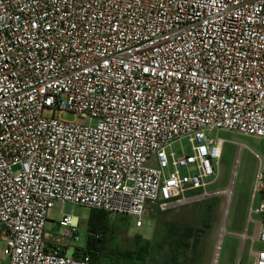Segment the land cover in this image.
I'll list each match as a JSON object with an SVG mask.
<instances>
[{"label": "built area", "instance_id": "obj_1", "mask_svg": "<svg viewBox=\"0 0 264 264\" xmlns=\"http://www.w3.org/2000/svg\"><path fill=\"white\" fill-rule=\"evenodd\" d=\"M217 130L264 139V0H0V264H96L55 205L141 228L216 180Z\"/></svg>", "mask_w": 264, "mask_h": 264}, {"label": "rangeland", "instance_id": "obj_2", "mask_svg": "<svg viewBox=\"0 0 264 264\" xmlns=\"http://www.w3.org/2000/svg\"><path fill=\"white\" fill-rule=\"evenodd\" d=\"M60 119L73 121L75 118L61 114ZM214 135L224 140L216 180L205 192H188L184 200L167 211L150 207L141 228H135L134 219L124 217L128 225L127 230L119 235L121 250L130 248L135 236L148 238L164 252V264H169L168 254L172 247L168 229L173 225L179 230L193 231L179 264H252L251 251L264 248L255 240L257 232L253 235V223L259 222L260 217L247 216L250 207L258 206L264 189V139L223 130L214 131ZM170 151L187 154L190 150L185 142H180L172 145ZM258 174L262 175V181H258ZM256 187L260 192L254 191ZM88 213L87 208L69 203L56 204L47 216L45 232L60 235L59 218L62 215L75 216L79 241L70 243V246L82 248L86 241ZM118 217L121 216L108 215L110 221ZM5 247L0 241V262H5ZM158 263L162 264L160 259Z\"/></svg>", "mask_w": 264, "mask_h": 264}, {"label": "trees", "instance_id": "obj_3", "mask_svg": "<svg viewBox=\"0 0 264 264\" xmlns=\"http://www.w3.org/2000/svg\"><path fill=\"white\" fill-rule=\"evenodd\" d=\"M262 196L264 198V189ZM127 225V219L124 217L110 221L107 213L90 209L86 223L85 248L79 252V256L88 255L96 264H146V256L150 251L148 240L135 236L130 248L120 249L119 235L127 230ZM168 231L171 237L170 244L175 250L176 247L188 249V243L193 237L192 230H179L170 225ZM169 260L173 264H178L175 258L170 257Z\"/></svg>", "mask_w": 264, "mask_h": 264}, {"label": "crops", "instance_id": "obj_4", "mask_svg": "<svg viewBox=\"0 0 264 264\" xmlns=\"http://www.w3.org/2000/svg\"><path fill=\"white\" fill-rule=\"evenodd\" d=\"M222 153H223V146H222V150H221V157H222ZM220 160H221V158H220ZM236 162H237V160H235V164H236ZM218 164H219V162H218ZM185 196L182 197L178 202H175V203H179L182 200H184ZM260 197L263 198L262 195ZM261 198H260V200H261ZM175 203H173L171 205V207ZM167 210H165V211H167ZM247 216H248V211H247ZM232 225H234V224H232ZM258 226H259V222H254L253 223V235L258 231ZM145 239L150 242L149 243L150 251L148 252V254L146 256V264H159L158 263L159 259L161 260V263L164 264V261H165V254H164V252L162 250L159 251L158 246L155 245V244H153L150 239H148V238H145ZM170 246L172 247V251H171L170 254H168V260L170 259V257L175 258L177 260V263L179 264V261L181 260L183 254H184L183 252L185 251V249H184V247H180V248L179 247H176L177 250H175V248H173L174 246H172V244ZM252 260H253V258H252ZM169 264H173L171 260H169Z\"/></svg>", "mask_w": 264, "mask_h": 264}, {"label": "bare ground", "instance_id": "obj_5", "mask_svg": "<svg viewBox=\"0 0 264 264\" xmlns=\"http://www.w3.org/2000/svg\"><path fill=\"white\" fill-rule=\"evenodd\" d=\"M228 194H229V192H228Z\"/></svg>", "mask_w": 264, "mask_h": 264}]
</instances>
